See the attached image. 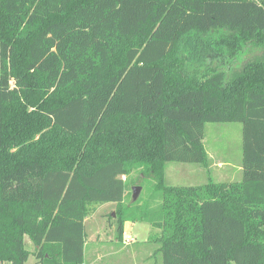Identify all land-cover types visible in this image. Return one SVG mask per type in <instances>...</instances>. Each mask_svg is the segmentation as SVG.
<instances>
[{
    "label": "trees",
    "instance_id": "1",
    "mask_svg": "<svg viewBox=\"0 0 264 264\" xmlns=\"http://www.w3.org/2000/svg\"><path fill=\"white\" fill-rule=\"evenodd\" d=\"M258 1L0 0V264H84V220L107 203L117 240L160 231L162 264H264ZM232 122L240 181L165 183L168 162L207 167L206 123ZM134 171L152 218L125 204Z\"/></svg>",
    "mask_w": 264,
    "mask_h": 264
},
{
    "label": "rangeland",
    "instance_id": "2",
    "mask_svg": "<svg viewBox=\"0 0 264 264\" xmlns=\"http://www.w3.org/2000/svg\"><path fill=\"white\" fill-rule=\"evenodd\" d=\"M254 4L258 0H251ZM230 16L239 20L246 13L240 10H226ZM223 12V11H221ZM215 12L213 20L220 21ZM240 20V24L245 23ZM243 22V23H242ZM202 144L207 154V167L191 163L168 162L165 165L164 181L173 186H197L212 181L238 182L242 178L239 169L242 164V125L232 123H206ZM129 195L125 204L131 201L132 188L139 187L137 200L132 208L137 217L152 218L160 201L152 198L153 182L141 179L139 172L134 171L128 177ZM115 205H99L95 213L85 221L86 241L84 248V264H162L161 253L157 252L156 239L160 231L151 223L144 221L128 222L129 229H124L125 237L117 240L114 220ZM113 238V239H112ZM25 249L32 253L33 244L25 237ZM31 254L26 264H35Z\"/></svg>",
    "mask_w": 264,
    "mask_h": 264
},
{
    "label": "water",
    "instance_id": "3",
    "mask_svg": "<svg viewBox=\"0 0 264 264\" xmlns=\"http://www.w3.org/2000/svg\"><path fill=\"white\" fill-rule=\"evenodd\" d=\"M139 187H133L132 188V200L135 201L138 197V193H139ZM127 223H125L124 225H126Z\"/></svg>",
    "mask_w": 264,
    "mask_h": 264
},
{
    "label": "crops",
    "instance_id": "4",
    "mask_svg": "<svg viewBox=\"0 0 264 264\" xmlns=\"http://www.w3.org/2000/svg\"><path fill=\"white\" fill-rule=\"evenodd\" d=\"M205 150V149H204ZM206 153V152H205ZM207 155V154H206ZM207 160H208V158H207ZM208 163V162H207ZM208 166V165H207ZM205 168V167H204ZM240 170H241V172H242V164H241V166H240V168H239ZM222 183H224V182H222ZM107 204H111V205H113V203H107ZM105 205V204H104ZM115 205V204H114ZM85 221H86V219L84 220V227H85ZM129 226H130V224L129 223H127L126 225H124V229H126V228H128L129 229ZM125 235H126V233H123V238L125 237ZM113 239V238H112Z\"/></svg>",
    "mask_w": 264,
    "mask_h": 264
}]
</instances>
